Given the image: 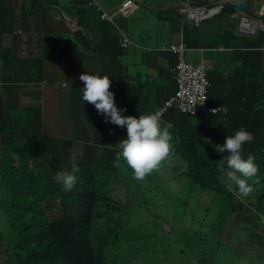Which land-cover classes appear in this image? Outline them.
Masks as SVG:
<instances>
[{
    "label": "clouds",
    "instance_id": "1",
    "mask_svg": "<svg viewBox=\"0 0 264 264\" xmlns=\"http://www.w3.org/2000/svg\"><path fill=\"white\" fill-rule=\"evenodd\" d=\"M261 123L264 0H0V161L95 210L51 264H264ZM156 235L181 247L146 254Z\"/></svg>",
    "mask_w": 264,
    "mask_h": 264
},
{
    "label": "trees",
    "instance_id": "2",
    "mask_svg": "<svg viewBox=\"0 0 264 264\" xmlns=\"http://www.w3.org/2000/svg\"><path fill=\"white\" fill-rule=\"evenodd\" d=\"M115 45V40L109 37L101 48L108 56H113L116 52L108 46ZM215 98L213 95L212 101H216ZM252 150L259 153L264 150V125L262 123L258 126L257 140ZM52 153L53 148L48 145L43 152L37 155L47 160ZM8 167L9 162L5 156L4 161H0V229H2L0 230V264H51L43 259L65 245L73 231L83 230L85 225L86 230L90 229L95 224V220L91 218V215L86 214H92L95 210L84 202H74L68 198L60 200L54 183L47 180L44 169L36 173L23 165L13 170ZM22 200H25L29 206L25 205ZM127 208V205L117 202V211L114 213L116 225L103 227L100 231L102 237L107 236L104 240L122 241L124 237L122 212ZM57 209H60L61 214L56 217V220H52ZM44 215L47 216L44 224L52 233L48 238L39 239L30 233L28 221L38 217L42 219ZM79 216L81 218H78ZM183 223L189 224L190 222L184 220ZM173 233L176 237L187 241L193 238L178 225H174ZM134 235L138 239L141 237L138 230H135ZM176 237L169 236L163 245L157 246L162 238L156 235V243L152 245L151 250L145 253H172V245L176 250L181 247ZM79 240L81 243L89 242L88 233L79 237ZM201 251L202 249H192L190 258L200 260ZM226 258H230V255ZM84 264H92V262L87 260Z\"/></svg>",
    "mask_w": 264,
    "mask_h": 264
},
{
    "label": "rangeland",
    "instance_id": "3",
    "mask_svg": "<svg viewBox=\"0 0 264 264\" xmlns=\"http://www.w3.org/2000/svg\"><path fill=\"white\" fill-rule=\"evenodd\" d=\"M142 24L146 25V24H145V23H143V22H142ZM60 214H61V211H60V209H57V210H56V213H55V215H54V217H53V218H54V219H56V217H59V216H60Z\"/></svg>",
    "mask_w": 264,
    "mask_h": 264
}]
</instances>
